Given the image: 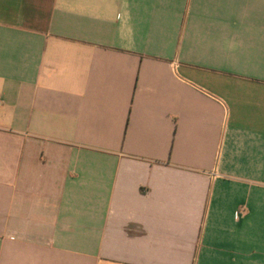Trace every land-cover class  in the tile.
Segmentation results:
<instances>
[{"label": "crops", "instance_id": "0c3cea01", "mask_svg": "<svg viewBox=\"0 0 264 264\" xmlns=\"http://www.w3.org/2000/svg\"><path fill=\"white\" fill-rule=\"evenodd\" d=\"M0 264H264V0H0Z\"/></svg>", "mask_w": 264, "mask_h": 264}]
</instances>
